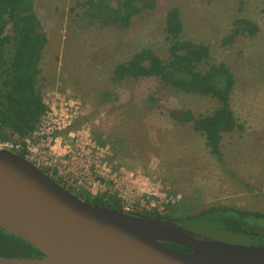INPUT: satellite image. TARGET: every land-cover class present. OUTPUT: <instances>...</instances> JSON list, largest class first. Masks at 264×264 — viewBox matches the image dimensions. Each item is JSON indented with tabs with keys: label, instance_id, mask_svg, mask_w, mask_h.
Instances as JSON below:
<instances>
[{
	"label": "rangeland",
	"instance_id": "obj_1",
	"mask_svg": "<svg viewBox=\"0 0 264 264\" xmlns=\"http://www.w3.org/2000/svg\"><path fill=\"white\" fill-rule=\"evenodd\" d=\"M87 1L34 0L48 37L38 85L52 116H67L62 146L78 152L69 132L89 129L100 147L92 153L85 148L93 176L112 181V190L116 184L125 190L131 184L121 170L136 173L160 196V216L170 213V205L182 219L211 206L264 212V0H156L154 8L134 16L128 26L92 19ZM174 7L181 11L182 39L210 48L211 58L199 69L225 63L235 78L231 107L243 129L224 134L225 165L190 123L172 117L178 110L211 114L218 107L215 99L177 90L157 77L113 80L115 67L145 48L169 59L165 27ZM237 18L251 19L259 32L226 44ZM6 33L12 34L10 25ZM7 139L19 136L8 133ZM178 224L220 241L252 243L198 219Z\"/></svg>",
	"mask_w": 264,
	"mask_h": 264
},
{
	"label": "trees",
	"instance_id": "obj_2",
	"mask_svg": "<svg viewBox=\"0 0 264 264\" xmlns=\"http://www.w3.org/2000/svg\"><path fill=\"white\" fill-rule=\"evenodd\" d=\"M86 14L103 25L128 26L134 16L154 8L156 0H88ZM10 25L12 34H7ZM166 33L170 40L169 59L163 60L151 48L136 53L129 61L118 64L113 70V80L160 78L172 88L190 94L209 96L218 107L208 115L196 116L191 110L172 112V117L190 123L201 133L210 151L225 165L221 150L224 134L243 129L231 107L235 78L225 63L212 64L205 71L199 66L208 62L211 52L208 45L182 39L184 24L179 8L168 11ZM257 23L248 18H237L231 33L224 39L229 43L239 36H255ZM48 37L35 10L34 0H0V141L7 135L24 138L39 125L47 111L38 75ZM25 157V152H20ZM93 204L123 210L116 195L78 193ZM165 216L149 212L138 213L144 217L170 219L176 223L184 219H198L220 230L238 233L252 239L250 245L264 246V212L246 211L226 206H211L196 214H177V207L169 206ZM169 247L188 252L183 246L166 243ZM0 255L33 258L44 254L37 248L0 227Z\"/></svg>",
	"mask_w": 264,
	"mask_h": 264
},
{
	"label": "water",
	"instance_id": "obj_3",
	"mask_svg": "<svg viewBox=\"0 0 264 264\" xmlns=\"http://www.w3.org/2000/svg\"><path fill=\"white\" fill-rule=\"evenodd\" d=\"M0 227L44 254L0 255V264H264V246L220 241L170 219L93 204L1 146Z\"/></svg>",
	"mask_w": 264,
	"mask_h": 264
},
{
	"label": "built area",
	"instance_id": "obj_4",
	"mask_svg": "<svg viewBox=\"0 0 264 264\" xmlns=\"http://www.w3.org/2000/svg\"><path fill=\"white\" fill-rule=\"evenodd\" d=\"M44 102L47 111L37 128L26 137H19L17 141H0L1 147L18 154L25 152V157L28 160L72 192L84 191L92 197L104 194L107 196L116 195L121 202L123 211L129 213L149 212L158 214L156 211H161L162 201L158 200L160 196L157 192L151 191L149 184L142 179L141 181L137 179L136 173L129 172L127 174L126 171L121 170V174L126 175V182L131 184L130 187L126 185L125 190L120 188L118 184L115 185V190H112L113 184L108 185L112 181H108L102 176H93L92 163L85 148L92 153L98 151L100 147L92 138V132L84 128L77 132H69L71 140L75 139V148L79 150L78 152L71 150V146L68 144L62 146L63 136L61 132L68 125L67 116L65 115L64 119V114H61L59 118H54L47 102L45 100ZM51 109L54 108L51 107ZM54 115L57 116L55 113ZM84 154H87L86 159H83ZM104 165H107L106 161ZM111 179L116 182L114 178Z\"/></svg>",
	"mask_w": 264,
	"mask_h": 264
}]
</instances>
